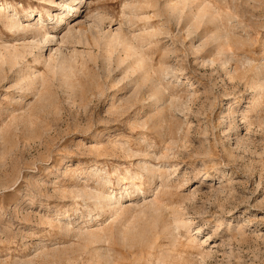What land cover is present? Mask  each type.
<instances>
[{"label": "rangeland", "instance_id": "374dc122", "mask_svg": "<svg viewBox=\"0 0 264 264\" xmlns=\"http://www.w3.org/2000/svg\"><path fill=\"white\" fill-rule=\"evenodd\" d=\"M48 1L0 0V264H264V0Z\"/></svg>", "mask_w": 264, "mask_h": 264}, {"label": "bare ground", "instance_id": "6f19581e", "mask_svg": "<svg viewBox=\"0 0 264 264\" xmlns=\"http://www.w3.org/2000/svg\"><path fill=\"white\" fill-rule=\"evenodd\" d=\"M72 1H76L77 2V4L75 3V4H72V5H69V6H67V9H68V11L66 12V16H62L63 18H59V20L56 22V24L54 25V27L52 28V30H54V31H59V30H61V28L63 27V26H65V25H70V23L76 18V17H78L79 16V13H80V10H79V8H76V6L78 5V4H81L82 2H80L81 0H72ZM49 3H50V5H54V1H52V0H49L48 1ZM47 4V3H46ZM85 4V3H84ZM83 4V5H84ZM62 5H63V3H62ZM61 6V5H60ZM9 8H10V11L12 12V7H11V5L9 6ZM5 10H6V14H4L3 15V19H9L10 17H12V16H15V12H12V13H10L9 11H8V9L7 8H5ZM47 13V12H46ZM49 13H47V15H48ZM29 16H31V14L29 15ZM38 16H39V18L38 19H36L35 21H34V17H32V21H34V23L35 24H31L30 26H28L27 25V27L26 26H24V27H26V28H19V24H18V22L17 21H14V20H12V18H11V20H10V27H16L17 29V31L19 32H23L25 35L26 34H29V35H31V36H39V35H41V26H40V28H38V27H36L37 25H36V23L37 22H39V20L42 18L41 17V14L40 13H38ZM48 16H50V14L48 15ZM57 15L55 14V15H53V16H51V17H56ZM67 17H69L68 19V21H67ZM50 18V17H49ZM53 19V18H52ZM9 27V26H8ZM23 27V26H22ZM29 27V28H28ZM50 28V27H49ZM12 29H14V28H12ZM43 30H44V27H43ZM45 30H46V28H45ZM17 32V33H18ZM16 33V34H17ZM24 34H21V36H25ZM44 34H46V33H44ZM72 37H74L73 35L71 36L70 35V37H66V38H72ZM53 38V37H52ZM52 40H49L48 39V42H51ZM154 169V168H153ZM154 171V170H153Z\"/></svg>", "mask_w": 264, "mask_h": 264}]
</instances>
